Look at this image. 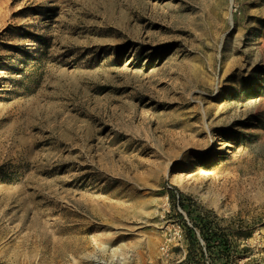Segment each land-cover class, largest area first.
I'll list each match as a JSON object with an SVG mask.
<instances>
[{
    "label": "rangeland",
    "instance_id": "374dc122",
    "mask_svg": "<svg viewBox=\"0 0 264 264\" xmlns=\"http://www.w3.org/2000/svg\"><path fill=\"white\" fill-rule=\"evenodd\" d=\"M192 245L264 264V0H0V264Z\"/></svg>",
    "mask_w": 264,
    "mask_h": 264
},
{
    "label": "trees",
    "instance_id": "16d2710c",
    "mask_svg": "<svg viewBox=\"0 0 264 264\" xmlns=\"http://www.w3.org/2000/svg\"><path fill=\"white\" fill-rule=\"evenodd\" d=\"M170 197H171V200L174 201V195H172V193H170ZM178 202H179V200H178ZM180 203L183 204V201L180 202ZM199 254L200 253L197 252V248H195V246L192 245L190 250H189V252H188V254H187V256H186V258L183 261L179 262L178 264H187L188 262H191V261L192 262L193 261L199 262L200 259H201L200 257L202 256V255L200 256Z\"/></svg>",
    "mask_w": 264,
    "mask_h": 264
}]
</instances>
